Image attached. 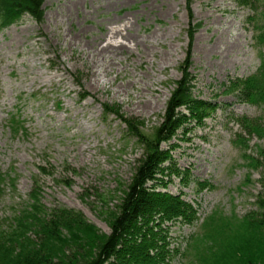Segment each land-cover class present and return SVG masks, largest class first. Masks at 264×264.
Listing matches in <instances>:
<instances>
[{
  "label": "rangeland",
  "instance_id": "obj_1",
  "mask_svg": "<svg viewBox=\"0 0 264 264\" xmlns=\"http://www.w3.org/2000/svg\"><path fill=\"white\" fill-rule=\"evenodd\" d=\"M256 7L254 13L239 0H46L42 23L25 13L2 30L0 170L13 169L17 177L16 190L6 188L0 197L2 228L36 190L48 209L77 210L110 233V214L144 153L118 118L143 123L146 134L163 124L183 76L190 26L198 22L190 72L194 95L211 107L162 145L164 171L148 185L199 208L198 225H171V247L185 257L169 264H191L185 248L192 234L204 233V218L241 217L264 206V135L235 136L242 117L264 124V106L244 103L230 90L237 79L255 77L264 56L253 30L264 19L263 2ZM109 43L127 49L110 58L100 51ZM180 112L190 116L185 107ZM16 113L27 135L9 132Z\"/></svg>",
  "mask_w": 264,
  "mask_h": 264
},
{
  "label": "trees",
  "instance_id": "obj_2",
  "mask_svg": "<svg viewBox=\"0 0 264 264\" xmlns=\"http://www.w3.org/2000/svg\"><path fill=\"white\" fill-rule=\"evenodd\" d=\"M258 1L239 0L240 5L254 12L258 10ZM261 1L264 15V0ZM44 2L0 0V30L25 13L42 22ZM201 26H190L192 42L182 66L183 76L168 102L163 124L152 134H146L140 128L143 123L121 116L145 151L118 211L110 214V233L99 231L82 212L62 206L48 209L39 192L33 190L24 207L14 214L8 229L0 225V264H169L181 253L171 247L169 230L178 220L194 224L199 219L198 210L180 195L157 191V184L148 183L158 180L157 175L164 171L161 165L167 158L162 144L185 121L199 118L211 107L194 96V76L190 73L194 35ZM255 28V39L264 45V19ZM230 90L237 91L240 99L264 106V60L255 77L237 80ZM182 107L189 110L190 116L180 112ZM242 124L249 135H264V124L259 119L245 118ZM8 127L13 135L27 134L20 116L13 115ZM260 157L264 158V150ZM39 170L42 174L46 171L44 167ZM14 173L0 171V197L6 188L16 190ZM201 226L204 233L192 234L190 242L194 243L185 248L192 257L191 264H264V206L242 217L213 213ZM181 256L185 257L182 253Z\"/></svg>",
  "mask_w": 264,
  "mask_h": 264
},
{
  "label": "bare ground",
  "instance_id": "obj_3",
  "mask_svg": "<svg viewBox=\"0 0 264 264\" xmlns=\"http://www.w3.org/2000/svg\"><path fill=\"white\" fill-rule=\"evenodd\" d=\"M118 35H121L122 36V34L121 33H118ZM122 38H123V36H122ZM127 48L124 46V45H121L120 44V47L119 48H116V46L115 45H113V44H106L105 46H102L101 48H100V51H102L103 53H105L106 55L105 56H108V57H116V55H117V50H121V51H123V50H126ZM91 72L93 71V70H90ZM89 71V72H90ZM88 72V71H87ZM94 75H95V73H94ZM91 85H93V86H99L98 85V82L97 81H91V83H90Z\"/></svg>",
  "mask_w": 264,
  "mask_h": 264
}]
</instances>
